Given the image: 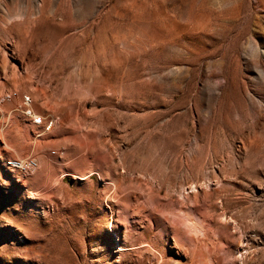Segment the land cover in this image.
<instances>
[{"label": "rangeland", "instance_id": "1", "mask_svg": "<svg viewBox=\"0 0 264 264\" xmlns=\"http://www.w3.org/2000/svg\"><path fill=\"white\" fill-rule=\"evenodd\" d=\"M37 8L31 45L0 33V264H264V0L0 21Z\"/></svg>", "mask_w": 264, "mask_h": 264}, {"label": "bare ground", "instance_id": "2", "mask_svg": "<svg viewBox=\"0 0 264 264\" xmlns=\"http://www.w3.org/2000/svg\"><path fill=\"white\" fill-rule=\"evenodd\" d=\"M45 2V1H44ZM19 17V16H18ZM22 19H20L19 22H14L13 21V17L9 16L7 14L4 15V19L6 21H9L10 25L8 26L7 24H4L3 21H0V33H4L6 35H12V33L15 31L16 27H19L21 29V31H18V35H17V45H31L32 43V33L36 30H38L40 27L44 26L46 20H45V14L43 11V8H37V12L36 13H31V14H27V15H22L21 16ZM13 21V22H12ZM33 23H37V27L32 28V24ZM45 46V45H44ZM4 58V57H3ZM3 65H5V60L3 61ZM12 72H14V68H11ZM29 100V99H28ZM24 101V100H23ZM30 117L36 121L38 118L34 115H32V113L30 112ZM9 118V117H8ZM10 120V119H9ZM9 124V123H8ZM22 162V161H19ZM37 165H35L31 171H33L36 168ZM7 167L9 169L15 170V169H21L17 166H15L14 164L10 163L9 161L7 162ZM25 170V169H23ZM27 171V170H25ZM170 221V220H169ZM175 222V221H174ZM172 222V223H174ZM196 222V221H195ZM168 223V222H167ZM177 223V222H175ZM179 223V222H178ZM170 225V224H169ZM198 232H201V229L198 228L197 229ZM187 235V233H186ZM183 236V235H182ZM178 237V236H177ZM185 237V236H183ZM179 240H181V238H178ZM186 241V240H185ZM179 242V241H178ZM182 242V241H180ZM179 242V243H180ZM187 242V241H186ZM205 263V262H204Z\"/></svg>", "mask_w": 264, "mask_h": 264}, {"label": "built area", "instance_id": "3", "mask_svg": "<svg viewBox=\"0 0 264 264\" xmlns=\"http://www.w3.org/2000/svg\"><path fill=\"white\" fill-rule=\"evenodd\" d=\"M26 104V103H25ZM27 105V104H26ZM26 115L28 117H30V111H28L26 113ZM31 118V117H30ZM35 124L39 125L41 124V120L40 119H37L36 121H34ZM10 163L14 164L15 166L21 168V169H25L27 171H31V169L37 164L35 160L33 159H28V160H25V161H22V162H19V161H9Z\"/></svg>", "mask_w": 264, "mask_h": 264}]
</instances>
